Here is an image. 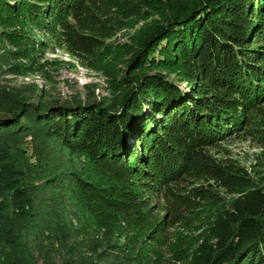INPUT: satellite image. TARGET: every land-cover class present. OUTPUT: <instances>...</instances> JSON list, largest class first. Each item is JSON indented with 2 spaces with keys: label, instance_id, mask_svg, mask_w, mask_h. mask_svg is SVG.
<instances>
[{
  "label": "trees",
  "instance_id": "1",
  "mask_svg": "<svg viewBox=\"0 0 264 264\" xmlns=\"http://www.w3.org/2000/svg\"><path fill=\"white\" fill-rule=\"evenodd\" d=\"M0 26L16 58L54 44L123 63L109 100L0 115V264H264V173L223 155L238 132L264 148V0H0ZM28 138L62 160L19 157ZM105 221L132 237L99 246Z\"/></svg>",
  "mask_w": 264,
  "mask_h": 264
},
{
  "label": "rangeland",
  "instance_id": "2",
  "mask_svg": "<svg viewBox=\"0 0 264 264\" xmlns=\"http://www.w3.org/2000/svg\"><path fill=\"white\" fill-rule=\"evenodd\" d=\"M146 21H141L136 27L129 26L121 30L108 42L113 44L129 43L131 36L136 33L140 25L146 24ZM2 29L0 26V31ZM32 35L35 40L42 41L44 39V34L40 30L32 32ZM15 49L16 46L12 42L0 37V115L5 113V108L11 106L15 99L27 98L28 102L38 110L43 107L42 105H51L52 103L70 106L74 101L109 100L117 92L116 80L120 76V67L123 65L118 51L103 66L91 68L82 57L74 55L67 48L54 46V44L43 46L35 54L21 59L10 53H3ZM169 77L172 80L174 73H171ZM176 82L181 87L186 86V82ZM240 133L242 132H238L223 143V146L228 150L223 155L237 159L241 165L248 169L249 173L259 176L260 173H264V148L255 139ZM39 149L44 150L46 165H50L51 162L57 165V161L62 160L63 150H59L57 146L35 143L31 138L18 145L17 155L19 157L21 154L24 155L30 164L36 165L40 162L35 155ZM57 157L60 159L57 160ZM259 157L262 158V164H259ZM73 160L70 168L85 167L82 159L73 158ZM32 182L41 184L37 180ZM56 193L58 192L52 187L46 188L43 193L50 200L48 211L55 207L53 199L55 195L57 196ZM64 197L63 195L61 198ZM84 229L86 230L85 227ZM88 235L93 236L92 241H98L99 246H104L112 241L123 242L125 235L132 237V232L127 228L122 229L118 225H113L110 221H105L99 224V228L89 231ZM120 235L123 236L120 237ZM190 235L195 237L197 232H190ZM161 254L163 257L159 256L162 257L160 264H187L186 261L176 262L167 251H163Z\"/></svg>",
  "mask_w": 264,
  "mask_h": 264
},
{
  "label": "water",
  "instance_id": "3",
  "mask_svg": "<svg viewBox=\"0 0 264 264\" xmlns=\"http://www.w3.org/2000/svg\"><path fill=\"white\" fill-rule=\"evenodd\" d=\"M125 105H122V107H124ZM121 110V109H120Z\"/></svg>",
  "mask_w": 264,
  "mask_h": 264
}]
</instances>
